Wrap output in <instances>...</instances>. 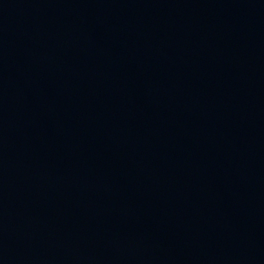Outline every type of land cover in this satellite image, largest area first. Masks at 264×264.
Masks as SVG:
<instances>
[{
    "label": "water",
    "instance_id": "water-1",
    "mask_svg": "<svg viewBox=\"0 0 264 264\" xmlns=\"http://www.w3.org/2000/svg\"><path fill=\"white\" fill-rule=\"evenodd\" d=\"M0 264H264V0H0Z\"/></svg>",
    "mask_w": 264,
    "mask_h": 264
}]
</instances>
